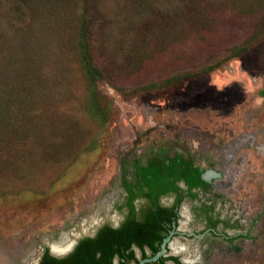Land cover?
Instances as JSON below:
<instances>
[{
  "label": "rangeland",
  "instance_id": "rangeland-1",
  "mask_svg": "<svg viewBox=\"0 0 264 264\" xmlns=\"http://www.w3.org/2000/svg\"><path fill=\"white\" fill-rule=\"evenodd\" d=\"M263 95L264 0H0V264H39L64 234L91 235L127 123L187 104L244 123L262 149L247 155L251 219L230 231L250 236L200 240L194 259L264 264Z\"/></svg>",
  "mask_w": 264,
  "mask_h": 264
},
{
  "label": "flooded vegetation",
  "instance_id": "flooded-vegetation-1",
  "mask_svg": "<svg viewBox=\"0 0 264 264\" xmlns=\"http://www.w3.org/2000/svg\"><path fill=\"white\" fill-rule=\"evenodd\" d=\"M209 107L172 106L163 121L127 123L130 137L101 186L93 233L64 234L59 242L65 251L54 250V242L41 260L46 251L57 260L68 258L91 239L97 258L105 257L102 264H141L166 241V252L145 264H197L192 246L199 249L200 240L234 244L249 237L230 231L251 219L244 199L247 194L254 203L259 194V178L253 176L259 167L247 155L262 149L255 138H246L244 123L238 131L234 123H215L204 112L187 116ZM104 205L106 217L100 216Z\"/></svg>",
  "mask_w": 264,
  "mask_h": 264
},
{
  "label": "trees",
  "instance_id": "trees-1",
  "mask_svg": "<svg viewBox=\"0 0 264 264\" xmlns=\"http://www.w3.org/2000/svg\"><path fill=\"white\" fill-rule=\"evenodd\" d=\"M83 1H85L86 5L91 6V2L93 0H83ZM80 44L82 47L81 40H80ZM87 50L90 52L91 49L89 50V48H87ZM89 52H86V53H89ZM86 53H85L86 56L84 57L85 66H86L87 70L88 69L91 70L94 68V66L92 65V63H90V61H88L90 58V56H89L90 53H89V55ZM87 61H88V63H87ZM215 68L216 67H211L210 70H213ZM89 72H90V75L88 77H93L95 79L96 77L100 76L98 71L96 72V71L91 70ZM92 244H93V240L86 239L85 241H83L81 243V245L76 249V251L71 256H69L68 258H65L63 260H57V259L52 258L49 255V252L46 251L40 264H102V261H103V259H105V257L98 259L96 252L95 251L93 252V248L91 246Z\"/></svg>",
  "mask_w": 264,
  "mask_h": 264
},
{
  "label": "water",
  "instance_id": "water-1",
  "mask_svg": "<svg viewBox=\"0 0 264 264\" xmlns=\"http://www.w3.org/2000/svg\"><path fill=\"white\" fill-rule=\"evenodd\" d=\"M167 242V241H166ZM166 242L165 244L163 245V250L154 258L150 259V260H144L141 264H145L147 262H153V261H156L158 260L165 252H166Z\"/></svg>",
  "mask_w": 264,
  "mask_h": 264
},
{
  "label": "bare ground",
  "instance_id": "bare-ground-1",
  "mask_svg": "<svg viewBox=\"0 0 264 264\" xmlns=\"http://www.w3.org/2000/svg\"><path fill=\"white\" fill-rule=\"evenodd\" d=\"M65 243H61V242H57V243H54L52 248L54 250H62V251H65L64 248L62 249V247L64 246Z\"/></svg>",
  "mask_w": 264,
  "mask_h": 264
}]
</instances>
